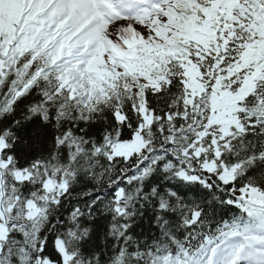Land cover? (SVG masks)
Returning a JSON list of instances; mask_svg holds the SVG:
<instances>
[{"label": "snow or ice", "instance_id": "6c2138e0", "mask_svg": "<svg viewBox=\"0 0 264 264\" xmlns=\"http://www.w3.org/2000/svg\"><path fill=\"white\" fill-rule=\"evenodd\" d=\"M0 264H264V0H0Z\"/></svg>", "mask_w": 264, "mask_h": 264}]
</instances>
